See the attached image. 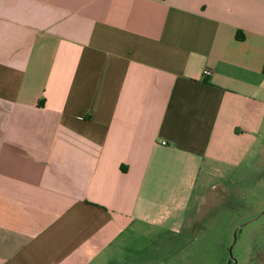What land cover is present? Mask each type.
Returning a JSON list of instances; mask_svg holds the SVG:
<instances>
[{"label":"crops","instance_id":"0c3cea01","mask_svg":"<svg viewBox=\"0 0 264 264\" xmlns=\"http://www.w3.org/2000/svg\"><path fill=\"white\" fill-rule=\"evenodd\" d=\"M257 139L264 0H0V264L184 233Z\"/></svg>","mask_w":264,"mask_h":264},{"label":"rangeland","instance_id":"374dc122","mask_svg":"<svg viewBox=\"0 0 264 264\" xmlns=\"http://www.w3.org/2000/svg\"><path fill=\"white\" fill-rule=\"evenodd\" d=\"M264 140L234 173L215 177L197 226L184 233L142 234L106 264H264ZM242 226L233 247L234 231Z\"/></svg>","mask_w":264,"mask_h":264},{"label":"water","instance_id":"95a60500","mask_svg":"<svg viewBox=\"0 0 264 264\" xmlns=\"http://www.w3.org/2000/svg\"><path fill=\"white\" fill-rule=\"evenodd\" d=\"M241 227H242V226L238 227V228L234 231V243L232 244V246L230 247V250H229V252H230V256H231V257H232L233 247H234V245H235V243H236L237 233H238V231H239V229H240Z\"/></svg>","mask_w":264,"mask_h":264},{"label":"built area","instance_id":"2783aa9c","mask_svg":"<svg viewBox=\"0 0 264 264\" xmlns=\"http://www.w3.org/2000/svg\"><path fill=\"white\" fill-rule=\"evenodd\" d=\"M210 73H211L210 71H207L205 74H206V75H210ZM162 144H163V145H166L167 143H166V142H162Z\"/></svg>","mask_w":264,"mask_h":264}]
</instances>
